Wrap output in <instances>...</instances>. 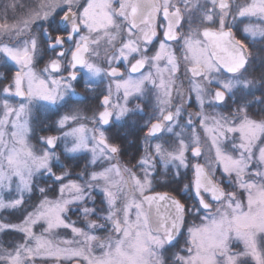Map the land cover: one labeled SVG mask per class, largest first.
Wrapping results in <instances>:
<instances>
[{
  "label": "snow or ice",
  "instance_id": "obj_1",
  "mask_svg": "<svg viewBox=\"0 0 264 264\" xmlns=\"http://www.w3.org/2000/svg\"><path fill=\"white\" fill-rule=\"evenodd\" d=\"M0 67V264H264V0H3Z\"/></svg>",
  "mask_w": 264,
  "mask_h": 264
},
{
  "label": "flooded vegetation",
  "instance_id": "obj_2",
  "mask_svg": "<svg viewBox=\"0 0 264 264\" xmlns=\"http://www.w3.org/2000/svg\"><path fill=\"white\" fill-rule=\"evenodd\" d=\"M240 3H244L245 0H239ZM237 37H240V32H237ZM256 47H260L259 45H257ZM253 56L255 59H257V61H259V54L256 53L255 50H253ZM43 65H41L42 67ZM258 66V65H254ZM9 67H13L12 65H9ZM0 72H3V68L0 67ZM4 75H10L8 72H4ZM14 74V73H11ZM76 91L78 93H80L81 95H83V90L80 89L79 87L76 89ZM98 104V101L94 102L93 104L90 105H82L83 106V110L85 112L86 115L91 116L92 115V111L89 109H94L96 107V105ZM81 107V105H79ZM195 108H189V111H195ZM66 110L61 112V115L66 114ZM41 116L43 118H47V117H51L50 120H48V124H51L53 120L58 119L57 116L52 115L51 113H41ZM139 124L142 125L143 124V120L139 121ZM117 131H119V128H112L111 132L108 133L109 136L114 135ZM131 133V134H130ZM40 135H55L57 133L55 132H45V133H39ZM144 133L140 132L137 130V125L132 124V122H129V125L124 126V131L120 132V136L121 139L119 141H117L118 143H120V146L122 148V152H125L126 154H123L121 156V161L122 162H127L131 157L136 156L138 157L141 153H142V138H143ZM34 144H36V141L33 140L32 141ZM37 146V145H36ZM39 147V145H38ZM160 190H164V189H160ZM70 215L76 219L78 218L77 215H72V213H70ZM80 222V221H79ZM6 243V242H5ZM183 245V241H181V246Z\"/></svg>",
  "mask_w": 264,
  "mask_h": 264
},
{
  "label": "rangeland",
  "instance_id": "obj_3",
  "mask_svg": "<svg viewBox=\"0 0 264 264\" xmlns=\"http://www.w3.org/2000/svg\"><path fill=\"white\" fill-rule=\"evenodd\" d=\"M3 2V0H0V3H2ZM72 108H75V107H80L79 105H73V106H71ZM80 108H82L83 109V106L81 105V107ZM71 109H69V110H66L67 112L68 111H70ZM67 112H66V114H67ZM89 116V115H88ZM33 143V142H32ZM34 144V143H33ZM37 147H38V145H37ZM72 215H73V213H72ZM69 216H70V218L72 219V220H74V221H77V223H80L79 222V220H78V218H76V219H74L71 215H70V213H69ZM7 219H12L13 221H15L16 220V218L15 217H6ZM37 232H39V229H37ZM58 234H59V236H61V237H63V236H65V234L67 235V238H71V233H70V231L69 230H65V229H61V230H59L58 231ZM5 238V237H4ZM3 238V239H4ZM14 238H16V237H14ZM13 238V239H14ZM3 242L5 243H8L9 241H4L3 240Z\"/></svg>",
  "mask_w": 264,
  "mask_h": 264
},
{
  "label": "trees",
  "instance_id": "obj_4",
  "mask_svg": "<svg viewBox=\"0 0 264 264\" xmlns=\"http://www.w3.org/2000/svg\"><path fill=\"white\" fill-rule=\"evenodd\" d=\"M81 167H83V164H81ZM77 171H79V169H77ZM14 237H5L3 240L5 241H10L11 239H13Z\"/></svg>",
  "mask_w": 264,
  "mask_h": 264
}]
</instances>
